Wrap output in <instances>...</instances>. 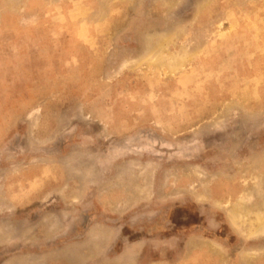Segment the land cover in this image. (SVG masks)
I'll return each instance as SVG.
<instances>
[{
  "label": "rangeland",
  "instance_id": "1",
  "mask_svg": "<svg viewBox=\"0 0 264 264\" xmlns=\"http://www.w3.org/2000/svg\"><path fill=\"white\" fill-rule=\"evenodd\" d=\"M0 264H264V0H0Z\"/></svg>",
  "mask_w": 264,
  "mask_h": 264
}]
</instances>
